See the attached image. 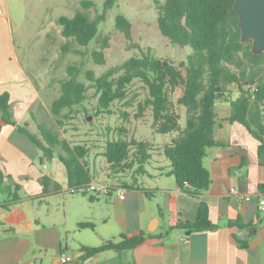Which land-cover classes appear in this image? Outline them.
<instances>
[{"label":"crops","instance_id":"1","mask_svg":"<svg viewBox=\"0 0 264 264\" xmlns=\"http://www.w3.org/2000/svg\"><path fill=\"white\" fill-rule=\"evenodd\" d=\"M6 6L8 0H0V30L6 26ZM3 92L10 94L17 123L36 134L29 126L42 96L21 64H0ZM215 109V136L225 145L208 148L204 164L212 182L201 197L181 188L168 173L170 165L163 169L160 164L154 166V175L148 170L152 184L141 180L142 185L129 188L112 183L125 189L124 198L115 190L108 195L72 193L67 167L58 154L47 157V164L42 150L31 146L28 140L35 143L26 134L0 118V164L22 186L21 199L9 207H5L7 196H0V264H60L61 252L70 253L75 264H264L260 207L264 192L259 189L264 164L259 141L246 125L229 119L230 102L218 101ZM200 201L207 202L216 227L190 233L174 228L194 220ZM85 222L92 225H80ZM141 232L148 237L133 249L89 256L82 251ZM240 240L247 245L241 246Z\"/></svg>","mask_w":264,"mask_h":264},{"label":"trees","instance_id":"2","mask_svg":"<svg viewBox=\"0 0 264 264\" xmlns=\"http://www.w3.org/2000/svg\"><path fill=\"white\" fill-rule=\"evenodd\" d=\"M117 2L105 0L102 13L95 18L84 9H78L73 16L61 15L58 23L63 36L83 46L99 40L100 25ZM234 3L235 0H155L161 33L171 42L193 49L186 60L180 63L186 70L185 75L173 61L154 55L150 47L141 48L140 55L129 57L100 76H95L91 70L87 71L98 94L99 112L109 110L116 99L125 98L129 85L139 79L148 87V96L139 103V111L151 108L158 133H177L168 143L159 147L149 146L147 142L135 138L108 140L103 155L114 173L136 167V175L131 176V180L123 179L121 185L129 188L142 185L141 177L148 173L147 165L150 164L153 151L161 148L162 154L171 162L168 173L175 176L181 188L193 196L201 197L212 182L211 173L204 164L208 148L225 145L215 136V106L218 101L230 102L229 119L246 125L258 139L259 158L264 164V52L254 54L252 40H241L240 19ZM90 5H93L90 0L83 1L85 8ZM115 25L124 32L127 40H132V23L125 14L116 15ZM107 44L108 37H105L101 48L93 49L92 56L97 63H104ZM68 71L70 77L61 81V94L51 104L52 114L58 117L60 124L63 123V109L81 104L86 98L87 86L79 80L80 70L76 66H69ZM180 84L184 88L176 102L185 107L184 126L180 124V116L171 99V92ZM223 84H236L240 95L233 99ZM0 118L7 124L16 125L46 157L54 156L55 148L60 145L66 154H57L67 167L70 187L83 186L95 177L87 159L89 150L85 145L72 146L61 139L57 131L43 123L39 124L43 139L26 126L18 124L14 119L8 92L0 93ZM121 131L126 132V129L122 128ZM244 165L245 160L238 169ZM42 180L45 183L47 177ZM21 188V184L14 181L0 164V195L7 196L5 207L21 199ZM259 189L264 192V184H259ZM148 195L153 194L148 191ZM215 227L206 201H200L194 220L179 222L174 226L193 232ZM147 237L145 232L133 236L123 235L119 241L109 240L98 247H84L82 251L84 256L105 250L120 253L133 249ZM239 242L241 246L247 245L246 241Z\"/></svg>","mask_w":264,"mask_h":264},{"label":"rangeland","instance_id":"3","mask_svg":"<svg viewBox=\"0 0 264 264\" xmlns=\"http://www.w3.org/2000/svg\"><path fill=\"white\" fill-rule=\"evenodd\" d=\"M83 1L8 0L6 26L0 30V64H21L40 90L44 105L40 102L39 109L37 106L34 108L31 116L33 126H29L36 135L43 139L39 128V124L43 123L57 131L60 138L72 146L85 145L89 150L87 159L96 179L108 184L121 183L123 179L131 180V176L136 175V167L114 173L103 155L108 140L119 137L135 138L147 142L149 146L159 147L168 143L177 133H158L151 108L139 111V103L148 96L147 85L139 79L129 85L125 98L116 99L109 110L99 112L98 94L92 85L93 81L87 76V71L91 70L95 76H100L129 57L140 55L141 48L150 47L154 55L173 61L185 75L186 70L180 63L186 60L193 49L191 46L175 44L161 33L155 0H118L100 25L99 40L88 46L80 45L74 39L63 36L58 18L61 15L73 16L78 9H84L92 18L102 13L105 0H90L93 5L89 8L83 6ZM118 13L125 14L131 21L132 40H127L124 32L116 27ZM105 37H108V44L104 49L105 61L97 63L92 51L101 48ZM69 66H76L80 70L79 80L87 86L86 98L81 104L63 109V123L60 124L58 117L52 114L51 104L61 94V81L70 77ZM223 87L231 92L232 98L240 95L236 84H223ZM183 88V84H180L171 92V99L182 126L185 124V107L178 105L176 101ZM65 115L68 117H64ZM122 128L126 132H122ZM19 134L25 137L23 133ZM28 143L38 148L29 140ZM55 151L54 155L59 152L66 154L60 145ZM42 156L47 158L43 152ZM152 159L151 164L147 165L152 175L157 172L154 166L160 164L163 169H167L171 165L170 160L162 154L161 148H155ZM46 162L50 164L48 158ZM141 180L145 185L154 182L149 174L141 177Z\"/></svg>","mask_w":264,"mask_h":264},{"label":"water","instance_id":"4","mask_svg":"<svg viewBox=\"0 0 264 264\" xmlns=\"http://www.w3.org/2000/svg\"><path fill=\"white\" fill-rule=\"evenodd\" d=\"M234 9L239 16L241 40H252V52H264V0H235ZM88 119H91L89 117ZM190 233V230L188 231ZM78 263V262H76Z\"/></svg>","mask_w":264,"mask_h":264},{"label":"built area","instance_id":"5","mask_svg":"<svg viewBox=\"0 0 264 264\" xmlns=\"http://www.w3.org/2000/svg\"><path fill=\"white\" fill-rule=\"evenodd\" d=\"M116 191L119 198L125 197V189L122 187L113 186L112 184H108L106 182H102L96 179L91 180L89 183L80 186V187H69V191L72 193L77 192H93L97 194L108 195L112 191ZM232 191H236L234 188ZM261 209L264 210V205L260 206ZM60 264H75L74 257L68 252H61L59 257Z\"/></svg>","mask_w":264,"mask_h":264}]
</instances>
